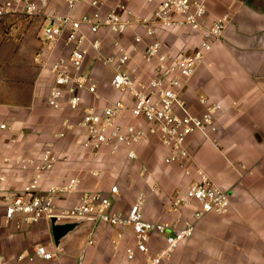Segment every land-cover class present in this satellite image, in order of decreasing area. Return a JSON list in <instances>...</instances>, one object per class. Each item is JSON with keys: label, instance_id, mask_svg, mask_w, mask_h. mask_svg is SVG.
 <instances>
[{"label": "crops", "instance_id": "1", "mask_svg": "<svg viewBox=\"0 0 264 264\" xmlns=\"http://www.w3.org/2000/svg\"><path fill=\"white\" fill-rule=\"evenodd\" d=\"M131 7L137 15L150 14L146 0H134ZM226 13L231 14V19L222 37L188 80L181 97L196 116L206 112L201 99L220 105L215 115L216 130L209 133L210 139L198 132L188 137L191 161L187 166L201 168L216 185L227 191L231 209L225 215L210 214L200 221L194 236L183 242L165 264H264V0H217L209 5L210 19ZM136 34L143 37L144 43L134 42ZM102 37L103 52L107 55L115 53V39L132 50L128 71L138 80L148 81L151 66L144 62L142 55L146 42L151 39L142 29L130 30L118 38L105 34ZM162 39L164 46L176 54L192 52L200 42L199 35L184 30L163 32ZM62 53L65 52L57 50L51 60ZM33 64L32 71L23 70L20 84L0 90V126L7 125L6 130L0 128V176L6 178L0 187V201L23 194L32 175V170L22 172L18 161L40 158L41 153L50 148L56 151L59 161L45 174L40 190L34 195L60 187L69 178L81 179L77 191L58 195L59 208L76 205L84 193L110 194L111 188L118 186L120 194L112 196L118 211L127 213L137 196L145 193L146 220L181 226L184 220L192 218L194 207L175 211L171 203L176 192L185 191L197 177L194 173L186 175L185 168L177 164L167 165L164 159L168 152L158 138L147 135L136 145V160L128 158L131 149L127 148L116 154L89 153L80 146L74 132H68L64 140L56 139L55 134L65 129L66 122H78L79 113L71 111L67 105L52 109L46 100L42 105V88H46L44 77L49 78L50 86V74ZM85 73L96 82L97 94L84 93V106L103 109L123 101L128 109L121 123L145 127L131 115L132 98L113 88L114 68L96 60L95 52H91L86 61ZM121 160L127 162L128 168L114 164ZM240 166L251 174L241 177L236 172ZM66 223L76 226L57 245L50 221L30 225L21 218L12 223L0 218V264L147 262L148 257L139 252L134 260H128L126 250L136 248L129 228L95 224L90 220ZM91 239L94 243L89 245ZM36 246L46 247L55 254V259L19 260L21 255H31ZM164 246L165 238L154 234L150 255Z\"/></svg>", "mask_w": 264, "mask_h": 264}, {"label": "built area", "instance_id": "2", "mask_svg": "<svg viewBox=\"0 0 264 264\" xmlns=\"http://www.w3.org/2000/svg\"><path fill=\"white\" fill-rule=\"evenodd\" d=\"M217 0H146L148 15H137L131 5L134 0H115L109 5L106 0H0V25L12 18L41 19V50L34 61L43 70H48L51 86L46 97L48 106L59 110L63 105L79 113L78 122H66L64 130L55 134L64 140L68 132H74L84 150L93 154L110 152L116 154L127 148L130 160L137 159L135 146L147 135L160 140L168 152L167 165L177 164L186 175L194 173L196 180L183 192H177L171 209L194 207L192 218L181 226L163 221L145 219L147 195L140 193L127 213L114 208L113 197L120 194L113 186L110 194L84 193L80 201L69 208L56 205L58 195H69L78 190L81 179L72 177L60 187L48 189L44 194L34 195L41 188L45 174L52 171L59 161L56 151L45 149L40 158H22L18 161L22 172L32 170L23 194L9 201H0V218L6 223L21 218L30 225L43 220L66 223L90 220L95 224L131 229L136 248L126 250L129 261L136 252L147 256L146 264H165L175 251L194 236L197 224L210 214L225 215L230 212V194L216 185L207 173L197 166H187L191 155L187 139L198 132L210 139L216 130L215 115L220 105L201 99L206 108L202 116L193 115L181 97V91L198 67L205 61L215 43L222 37L231 14L210 19L209 5ZM142 29L147 38L143 60L151 66L148 81L134 77L127 69L132 60V50L119 39L114 40L115 53L103 52V34L118 38L130 30ZM184 30L200 36L199 45L192 52L176 54L164 46L163 32ZM136 44L144 43L141 35L134 36ZM62 53L51 60L57 50ZM135 50V49H134ZM91 52L96 60L114 68L111 84L120 94L132 98L131 115L143 126L121 123L128 109L123 101L114 102L103 109L84 106V93L97 94V84L85 73V64ZM2 130L7 125H1ZM216 143V140H213ZM244 177L251 174L244 166L236 169ZM6 178L0 176V187ZM20 223V222H19ZM18 223V224H19ZM165 238V246L150 255L152 236ZM94 240H89L92 245ZM55 254L44 246H36L33 253L24 254L19 260L36 259L52 261Z\"/></svg>", "mask_w": 264, "mask_h": 264}, {"label": "rangeland", "instance_id": "3", "mask_svg": "<svg viewBox=\"0 0 264 264\" xmlns=\"http://www.w3.org/2000/svg\"><path fill=\"white\" fill-rule=\"evenodd\" d=\"M106 1L109 5H112L115 0H106ZM41 33H42L41 19L39 17L12 18L6 20L4 24L0 25V90L1 91L4 90L5 88H8L9 85L16 86L20 84L19 79L20 76L24 74V71L26 70L32 71L34 69L33 62L35 63V61L33 58H35L37 52L41 48V41H40ZM24 66L26 67V69H22L24 68ZM44 78H45L44 80L46 83L45 85L46 88L43 87L41 93L43 106L46 97L48 95L47 93L50 89L49 87L51 86V85L48 86L49 78L48 79H46V77ZM114 164H116V166L123 165L126 168H128L127 162L125 161L123 162L122 160L117 163L115 162Z\"/></svg>", "mask_w": 264, "mask_h": 264}, {"label": "water", "instance_id": "4", "mask_svg": "<svg viewBox=\"0 0 264 264\" xmlns=\"http://www.w3.org/2000/svg\"><path fill=\"white\" fill-rule=\"evenodd\" d=\"M51 222L54 240L57 245H59L60 241L65 238L76 226L75 224L71 223L61 224L57 222L56 219H52Z\"/></svg>", "mask_w": 264, "mask_h": 264}]
</instances>
